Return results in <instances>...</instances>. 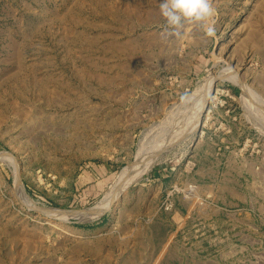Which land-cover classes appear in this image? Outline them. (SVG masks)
Wrapping results in <instances>:
<instances>
[{
    "label": "rangeland",
    "instance_id": "374dc122",
    "mask_svg": "<svg viewBox=\"0 0 264 264\" xmlns=\"http://www.w3.org/2000/svg\"><path fill=\"white\" fill-rule=\"evenodd\" d=\"M214 7L0 0V264H264V0Z\"/></svg>",
    "mask_w": 264,
    "mask_h": 264
},
{
    "label": "clouds",
    "instance_id": "9594fccd",
    "mask_svg": "<svg viewBox=\"0 0 264 264\" xmlns=\"http://www.w3.org/2000/svg\"><path fill=\"white\" fill-rule=\"evenodd\" d=\"M216 11L214 0H159V12L169 35H179L185 23H193L207 36H214Z\"/></svg>",
    "mask_w": 264,
    "mask_h": 264
},
{
    "label": "bare ground",
    "instance_id": "6f19581e",
    "mask_svg": "<svg viewBox=\"0 0 264 264\" xmlns=\"http://www.w3.org/2000/svg\"><path fill=\"white\" fill-rule=\"evenodd\" d=\"M234 79H236L235 77H234ZM211 80H212V78H211ZM211 80H210V82H211ZM209 82V85H211V83ZM209 87V86H208ZM217 91V90H216ZM204 100H205V98H204ZM198 104V103H197ZM202 105V104H201ZM196 110H198V109H196ZM200 111H201V109L199 110V111H197V113H196V118H198V115H200ZM192 112V111H191ZM196 118H195V120H196ZM197 121V120H196ZM165 125V124H164ZM165 132V131H164ZM151 143V142H150ZM155 144H156V142H155ZM153 146H154V144H153ZM153 146L151 145V146H149L148 148H146L144 151L142 150V148L140 149V150H142L143 152H141L139 155H138V157L136 158V160L130 165V167H128V170L126 171V172H124L123 174H122V176L120 177V179H119V182H118V184L116 185V187H113L114 189L112 190V195H111V197L112 198H110L109 199V201H107V202H110L111 201V199L112 200H115L116 198H117V196L119 195V193L121 192V191H123L125 188H126V186L129 184V183H131V182H133L135 179H137L139 176H140V174H141V172H143L142 171V167H143V164L145 163V161L147 160V156H148V153H151L150 151H152V149L151 148H153ZM150 155V154H149ZM147 162H148V160H147ZM146 162V163H147ZM145 163V164H146ZM144 170V169H143ZM140 178V177H139ZM107 205H105V204H101V205H98V206H100V207H98V208H106V207H108L109 205H108V203H106ZM41 211H44V209L42 210V209H40ZM60 210H62V211H64L65 213H67V214H70V215H66V216H71V215H73L75 212V210L74 211H71V210H64V209H60ZM97 210V209H96ZM94 211V210H93ZM99 211H101V210H99ZM95 212H98V211H95ZM94 212V213H95ZM44 213L45 214H47V216L48 217H54L53 216V214H52V212L51 211H49V210H46V211H44ZM52 225H55V223L54 224H52Z\"/></svg>",
    "mask_w": 264,
    "mask_h": 264
},
{
    "label": "water",
    "instance_id": "95a60500",
    "mask_svg": "<svg viewBox=\"0 0 264 264\" xmlns=\"http://www.w3.org/2000/svg\"><path fill=\"white\" fill-rule=\"evenodd\" d=\"M217 81H218V78H216V79L213 81V83H212V88H211V90H210V92H209V94H208V96H207L206 104H207L208 101H209V98H210V96H211V93H212V91H213V89H214V87H215ZM205 106H206V105H205ZM204 110H205V107H204L203 111H204ZM15 176H16L17 181H18V182H17L18 186L23 190V188H22V183H21V180H20L19 175H18V171L15 173ZM71 211H74V210H71ZM77 211H82V212H84L85 210L83 209V210H77Z\"/></svg>",
    "mask_w": 264,
    "mask_h": 264
},
{
    "label": "crops",
    "instance_id": "0c3cea01",
    "mask_svg": "<svg viewBox=\"0 0 264 264\" xmlns=\"http://www.w3.org/2000/svg\"><path fill=\"white\" fill-rule=\"evenodd\" d=\"M192 175L194 177L193 178L194 179V184L198 185V183H196L198 181V166L195 167V169L193 170ZM180 212H181V210H179V211L176 210L175 211V213L178 214V215H180Z\"/></svg>",
    "mask_w": 264,
    "mask_h": 264
}]
</instances>
